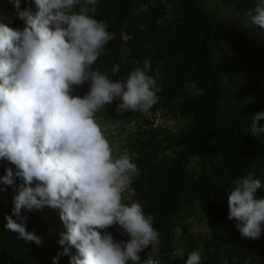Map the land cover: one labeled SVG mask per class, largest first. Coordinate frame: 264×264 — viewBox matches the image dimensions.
<instances>
[{
	"label": "trees",
	"instance_id": "obj_1",
	"mask_svg": "<svg viewBox=\"0 0 264 264\" xmlns=\"http://www.w3.org/2000/svg\"><path fill=\"white\" fill-rule=\"evenodd\" d=\"M255 2H97L95 18L107 22L114 38L105 45L93 70L99 69L114 81L124 79L131 70L143 68V59L150 57L148 75L155 77L159 88L157 103L150 111L161 109L166 115L161 116L166 122L158 129L139 126L132 131L136 132L138 147L116 149L117 155L129 151L140 170L124 202L139 201L145 213L153 216L159 233V243L145 249L141 261L149 256L170 259L179 215L198 203L200 211L207 214L210 231L200 251L201 264H264V222L259 239L242 237L236 227L239 222L229 219L228 207L232 180L250 172L262 185L256 198L264 199V134L249 133L254 115L264 112V28L252 22L250 9ZM171 4L169 15L166 6ZM25 8L33 13L37 10L34 0H20V9ZM0 23L20 30L25 26L11 0H0ZM114 65L120 66L116 76L112 75ZM89 88L90 81L76 88L74 94L83 96ZM121 102L116 98L100 109L97 120ZM143 114H111L102 127L105 134L111 132L110 127L119 132L116 119H127L130 125ZM169 117L183 122L176 134L168 130ZM142 123L152 125L151 119ZM259 123L264 125V119ZM6 168L15 173L14 165L0 160V177ZM15 183L18 186L22 181L16 178ZM16 194L13 187L0 182V264H54V258L55 264H70L76 250L62 254L66 245L59 240L66 229L59 209H21V215L27 216V230L41 238L39 245L25 242L4 227ZM182 229L190 237L188 226ZM108 231L117 241L129 239L115 226ZM187 248L188 252L198 249ZM186 258L176 264H185Z\"/></svg>",
	"mask_w": 264,
	"mask_h": 264
},
{
	"label": "clouds",
	"instance_id": "obj_2",
	"mask_svg": "<svg viewBox=\"0 0 264 264\" xmlns=\"http://www.w3.org/2000/svg\"><path fill=\"white\" fill-rule=\"evenodd\" d=\"M34 2L35 13L11 0L25 23L22 30L0 23V160L15 166V173L5 169L0 182L17 193L4 227L39 245L41 238L27 230L21 209L47 206L59 209L66 229L59 240L66 245L62 254L76 250L70 264H159L151 256L141 261L140 255L159 243L153 216L139 201L124 202L140 170L126 151L116 154L96 117L116 98L122 101L120 113L151 110L158 97L156 79L148 75L150 57L143 68L114 81L92 67L114 38L107 22L95 18L98 0ZM250 15L264 28V0H256ZM119 71L114 65L112 75ZM88 81L87 93L75 95ZM262 119L264 112L254 115L251 135L264 134ZM16 178L22 181L18 186ZM232 186L229 219L239 222L242 237L257 240L264 222V199L255 196L261 181L250 172L233 179ZM114 226L129 239H114L108 231ZM201 262L200 252L192 251L185 264Z\"/></svg>",
	"mask_w": 264,
	"mask_h": 264
},
{
	"label": "rangeland",
	"instance_id": "obj_3",
	"mask_svg": "<svg viewBox=\"0 0 264 264\" xmlns=\"http://www.w3.org/2000/svg\"><path fill=\"white\" fill-rule=\"evenodd\" d=\"M172 8H173L172 4L166 6V9L168 10L169 15H172ZM155 91H156V95L158 97V92H159L158 86L156 87ZM104 113L105 114L103 116H100L98 118L101 127H102V123L105 122L104 120L109 115L113 114V116L114 115L119 116L121 114L118 111L117 106L110 108V109H107ZM158 115L166 117L165 113L161 109H159L156 111H149L147 113H144L140 118L135 119V122H137L138 128H139V126H142L141 125L142 122H144L145 120H148V119H152ZM116 120L117 121L115 123L119 127V132L117 131L118 129H116L117 134L113 137L111 136L112 132H110V133L108 132L106 134L108 136V138H109V136H110V138L112 137L110 139L112 145L115 144V145L119 146L120 148H122V147H126V148L138 147V139L135 135L136 132H132V130L129 127L128 120L127 119L123 120L122 118H118ZM168 123H169V125H171V126H169L168 130L174 134L178 133V130L182 127V124H183L182 120L180 121L179 119H174V118H170V117H169V121L167 120V124ZM128 153H129V151H128ZM129 155H130V153H129ZM132 157L135 158V155H132ZM184 225L188 226V228H189L188 232H191L190 237H187L185 232H183L184 230L182 229V227ZM174 235H175V247H174L173 252L170 256V259L167 260V258L164 259L161 256H157L156 260L159 261V264H176L178 262L185 260L188 253L192 252V250H190L188 252L189 249L187 248V246L189 248L195 246V248H198L197 251H199V252L201 251V248L203 247L204 243L206 242V240L210 236V231H209V228L207 226V214L200 211L198 203L195 204L192 208L191 207L185 208L180 213L179 221L177 224V230L174 231Z\"/></svg>",
	"mask_w": 264,
	"mask_h": 264
},
{
	"label": "built area",
	"instance_id": "obj_4",
	"mask_svg": "<svg viewBox=\"0 0 264 264\" xmlns=\"http://www.w3.org/2000/svg\"><path fill=\"white\" fill-rule=\"evenodd\" d=\"M151 121H152V125H151V126H144V124L141 123L142 128H144V129H158V128L162 127V126L165 124V122H166V120L163 119L160 115L155 116L154 118L151 119ZM129 127H130V129H131L132 131H137L138 124H137V122L133 121V122L129 125ZM110 129H111V132H112L111 136H115V135L117 134L116 129H114V127H110ZM113 146H114L115 149H117V145L113 144ZM124 152H125V151H124ZM126 152H127V154H128V151H126ZM128 155H129V154H128ZM167 155H170V153H167ZM130 193H131V192H130V189H129V190L125 193V197H129V196H130Z\"/></svg>",
	"mask_w": 264,
	"mask_h": 264
},
{
	"label": "bare ground",
	"instance_id": "obj_5",
	"mask_svg": "<svg viewBox=\"0 0 264 264\" xmlns=\"http://www.w3.org/2000/svg\"><path fill=\"white\" fill-rule=\"evenodd\" d=\"M160 130V129H159Z\"/></svg>",
	"mask_w": 264,
	"mask_h": 264
}]
</instances>
